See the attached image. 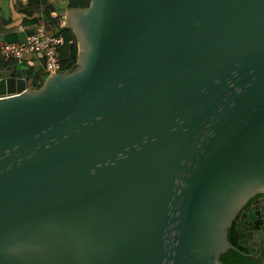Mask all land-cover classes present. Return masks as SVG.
<instances>
[{"label":"water","instance_id":"1","mask_svg":"<svg viewBox=\"0 0 264 264\" xmlns=\"http://www.w3.org/2000/svg\"><path fill=\"white\" fill-rule=\"evenodd\" d=\"M61 26L73 69H0V264H224L264 193V0H89Z\"/></svg>","mask_w":264,"mask_h":264},{"label":"trees","instance_id":"2","mask_svg":"<svg viewBox=\"0 0 264 264\" xmlns=\"http://www.w3.org/2000/svg\"><path fill=\"white\" fill-rule=\"evenodd\" d=\"M13 3H19L17 9H19V11H26V14L31 16L30 19L32 21L35 20V16H32L33 11H28L27 7H31L37 3V0H13ZM88 5L89 0H67L66 7L81 8L87 7ZM53 9V7H45L43 11L45 14L44 17L46 18L47 22L54 23L53 25H55L54 29L56 32H60L65 38V43L62 47H60L58 52L61 61L60 71L70 70L76 65V38L69 27L60 26L57 21L55 22V18L48 14ZM45 77L46 74H44L38 80V82H36V80H34L30 75L26 82L27 86L33 88L39 87L44 81ZM262 196H264V193H256L251 196L233 218L228 229L227 238L238 248V250L227 248L225 251L220 253L219 259L224 264H264L262 261L264 258V247L261 246V241L254 237L257 226L253 225L247 217V210L252 207L250 204L254 201V206L256 204L259 205L260 201L262 200Z\"/></svg>","mask_w":264,"mask_h":264},{"label":"crops","instance_id":"3","mask_svg":"<svg viewBox=\"0 0 264 264\" xmlns=\"http://www.w3.org/2000/svg\"><path fill=\"white\" fill-rule=\"evenodd\" d=\"M66 4L67 0H37V3L31 7H27L28 11H33L32 16H35V20L32 21L30 19L31 16L26 14V11H19L17 9L19 3H13V0H0V42L2 40L20 41L24 39L25 35L34 29L35 24L42 19L46 21L43 12L45 7L54 8L48 14L55 18V22L57 21L59 25H62L61 21L67 10ZM46 23L49 33L56 32L54 23L47 21ZM23 60L30 63L29 76L31 75L38 82L45 74L42 55L39 53H31L25 56ZM17 61L9 58L5 59L0 56V69Z\"/></svg>","mask_w":264,"mask_h":264},{"label":"built area","instance_id":"4","mask_svg":"<svg viewBox=\"0 0 264 264\" xmlns=\"http://www.w3.org/2000/svg\"><path fill=\"white\" fill-rule=\"evenodd\" d=\"M64 43V36L60 32L49 33L46 21L41 20L35 24L32 31L25 35L24 39L20 41L2 40L0 56L5 59L23 60L31 53H39L43 58L45 74H52L61 69L58 52Z\"/></svg>","mask_w":264,"mask_h":264},{"label":"flooded vegetation","instance_id":"5","mask_svg":"<svg viewBox=\"0 0 264 264\" xmlns=\"http://www.w3.org/2000/svg\"><path fill=\"white\" fill-rule=\"evenodd\" d=\"M262 201H263V204H262ZM254 204V201L250 204V206H252V207H250L249 209H251V208H260V209H264V196H262V200L260 201V203H259V205L258 204H256L255 206L253 205ZM258 205V206H257ZM256 230V229H255ZM261 244V243H260ZM264 259V258H263ZM263 259H262V261H263ZM264 262V261H263Z\"/></svg>","mask_w":264,"mask_h":264},{"label":"clouds","instance_id":"6","mask_svg":"<svg viewBox=\"0 0 264 264\" xmlns=\"http://www.w3.org/2000/svg\"><path fill=\"white\" fill-rule=\"evenodd\" d=\"M61 26V25H60Z\"/></svg>","mask_w":264,"mask_h":264}]
</instances>
